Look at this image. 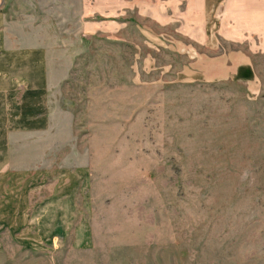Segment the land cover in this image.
Returning <instances> with one entry per match:
<instances>
[{
    "label": "rangeland",
    "instance_id": "obj_1",
    "mask_svg": "<svg viewBox=\"0 0 264 264\" xmlns=\"http://www.w3.org/2000/svg\"><path fill=\"white\" fill-rule=\"evenodd\" d=\"M74 1L21 17L51 77L46 125L3 146L0 264H264V41L222 30L252 17L204 32L167 0L157 16ZM223 60L227 78L194 79ZM244 62L251 85L232 78Z\"/></svg>",
    "mask_w": 264,
    "mask_h": 264
},
{
    "label": "crops",
    "instance_id": "obj_2",
    "mask_svg": "<svg viewBox=\"0 0 264 264\" xmlns=\"http://www.w3.org/2000/svg\"><path fill=\"white\" fill-rule=\"evenodd\" d=\"M61 8L71 9L74 5L70 0H62ZM84 0H75L77 11L74 15L99 14L108 16L121 15L120 10H125L131 3L126 0H106L107 6L101 7L93 3L89 12L84 11ZM98 1V0H97ZM158 0H138L139 13L157 16ZM169 7L179 9L183 6L195 20L199 30L212 31L207 23V17L218 15L239 16L250 15L252 19L247 25L243 20H236L231 28L222 30L236 32V35L244 31L255 34V41H264V0H167ZM183 1V3H179ZM136 4H134L135 6ZM220 5V6H219ZM42 11L39 14H51L50 4L37 3L36 0H0V203L3 211V203H14L16 196L14 191L5 188V176L9 169L4 167L5 149L7 137L14 131H32L37 127L46 125L47 101L46 92L49 90L51 68L49 67V51L45 45H36L33 38L29 37L25 30L26 25L21 17L34 16L35 8ZM71 6V7H69ZM48 8V12L46 10ZM216 10H219L218 12ZM149 11L150 13H148ZM203 17H206L205 19ZM203 19V23L202 22ZM193 23V22H192ZM224 61L223 69L213 71L211 63L200 61L204 68L200 72H194V79L211 81L224 79L229 76L228 62ZM232 78L249 85L256 82L258 72L252 62L238 64L233 69ZM199 77V78H198ZM202 77V78H201ZM75 179L69 181L64 190L74 187ZM77 182V181H76ZM52 192V185L49 186ZM54 188V187H53ZM15 196V197H14ZM1 211V212H2ZM3 213V212H2ZM3 222V218L0 219ZM5 221V220H4ZM4 224V223H3ZM2 224V225H3ZM14 222L10 223L12 229ZM13 231V230H12ZM12 234V233H11ZM13 235V234H12Z\"/></svg>",
    "mask_w": 264,
    "mask_h": 264
}]
</instances>
